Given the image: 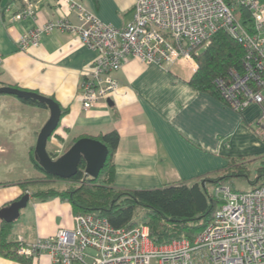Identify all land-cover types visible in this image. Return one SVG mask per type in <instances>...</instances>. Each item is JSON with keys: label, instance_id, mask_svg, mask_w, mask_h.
I'll list each match as a JSON object with an SVG mask.
<instances>
[{"label": "crops", "instance_id": "obj_1", "mask_svg": "<svg viewBox=\"0 0 264 264\" xmlns=\"http://www.w3.org/2000/svg\"><path fill=\"white\" fill-rule=\"evenodd\" d=\"M32 1L38 5L35 18L13 20L22 0H11L12 10L7 14L0 8V87L36 92L67 111L48 142L47 150L54 159L81 138L95 139L117 131L120 141L113 184L125 189H153L191 184L225 169L231 158L264 156V138L254 127L262 105L252 103L235 110L215 96L198 92L190 85L194 66L162 68L131 59L114 74L120 87L110 101L83 111L76 95L96 53L79 36L66 32L43 35L38 47L21 50L19 40L27 31L61 14L75 19L64 0ZM78 1L117 28L133 20L136 0ZM49 118L48 108L0 96V210L30 194L28 206L10 231L15 241L23 237L32 242L74 227L75 213L68 201L57 196L42 201L33 195L47 189V184L56 188L70 185L47 183L31 159ZM15 167L27 168V172L16 175ZM26 180L36 183L26 188L17 184ZM9 182L13 185L6 184ZM32 260V264H62L48 255ZM0 264L23 263L0 253Z\"/></svg>", "mask_w": 264, "mask_h": 264}, {"label": "built area", "instance_id": "obj_2", "mask_svg": "<svg viewBox=\"0 0 264 264\" xmlns=\"http://www.w3.org/2000/svg\"><path fill=\"white\" fill-rule=\"evenodd\" d=\"M64 1L75 19L61 14L48 20L24 33L19 46L21 50L38 47L43 35L66 32L79 36L96 53L76 95L83 111L107 104L120 87L114 74L131 59L162 68L194 66L196 73L195 57L214 35L225 31L246 49L245 71L242 75L232 71V82L220 79L217 86L235 110L262 105L254 127L264 138L261 0H136L133 20L122 29L104 22L78 0ZM22 2L14 21L36 17L37 3ZM242 9L251 13L252 24L244 23ZM11 10L8 6L5 13ZM215 194L222 203L194 240L156 244L146 225L115 228L107 218L88 213L75 214L74 227L62 228L53 236L32 242L19 237L17 253L27 258L48 255L62 264H264V185L247 192L223 186Z\"/></svg>", "mask_w": 264, "mask_h": 264}, {"label": "trees", "instance_id": "obj_3", "mask_svg": "<svg viewBox=\"0 0 264 264\" xmlns=\"http://www.w3.org/2000/svg\"><path fill=\"white\" fill-rule=\"evenodd\" d=\"M10 5L11 0L1 8L2 12L4 13ZM240 16L245 24H252L251 13L248 10L242 9ZM245 56L246 49L242 44L229 33L218 32L210 44L195 57L198 69L192 76L190 85L198 92L215 96L230 106V102L217 86V81L221 79L230 84L234 70L241 75L244 74ZM20 100L30 106L48 108L46 104L35 100ZM66 113L67 111L62 109V114ZM95 139L108 148L107 161L96 179L85 174L84 161L81 162L78 173L69 180L46 174L37 163L34 151L31 157L33 164L43 173L47 183L63 181L69 182L70 185L66 188H56L47 184V189L35 192L33 195L42 201L57 196L63 201H68L75 214L91 213L107 218L115 228L130 229L138 225H146L151 239L156 244H165L181 238L194 240L212 222L222 203L215 191L228 186L234 179L246 178L252 185L251 189L264 185V156H259L252 160L231 158L225 169L191 184L183 182L153 189L119 188L113 183L114 157L120 135L117 131H112L100 134ZM70 148L71 145L65 152ZM253 173L254 179H252ZM35 183L26 180L17 184L26 188ZM6 184L13 185L10 182ZM10 204L8 203L6 207ZM13 223L0 220V253L5 258L23 264H32V258L17 253L19 243L12 240L10 235Z\"/></svg>", "mask_w": 264, "mask_h": 264}, {"label": "water", "instance_id": "obj_4", "mask_svg": "<svg viewBox=\"0 0 264 264\" xmlns=\"http://www.w3.org/2000/svg\"><path fill=\"white\" fill-rule=\"evenodd\" d=\"M9 0H2L0 7L3 8ZM9 95L19 99L35 100L47 105L50 118L42 128L35 148V159L46 174L69 180L74 177L82 161L85 162V174L93 179L99 177L108 158V148L94 138H81L60 157L54 159L47 150L49 139L52 138L59 127L62 118V108L53 99L36 92L22 90L13 86L0 87V96ZM110 100H108L109 102ZM30 194H24L19 200L13 201L10 206L0 210V220L13 223L19 219L21 210L28 206Z\"/></svg>", "mask_w": 264, "mask_h": 264}, {"label": "rangeland", "instance_id": "obj_5", "mask_svg": "<svg viewBox=\"0 0 264 264\" xmlns=\"http://www.w3.org/2000/svg\"><path fill=\"white\" fill-rule=\"evenodd\" d=\"M27 168H23V167H15L13 168V170L15 172H17L16 175H22L24 174V172H27L26 170ZM1 174V172H0ZM254 173L252 175V179H254ZM16 177L11 176L10 179H15ZM63 181H58V183H61ZM67 183V182H66ZM69 184V182H68ZM228 186L235 192H247V191H251L252 189V185L250 184V182L246 179V178H236L234 179L232 182H230L228 184Z\"/></svg>", "mask_w": 264, "mask_h": 264}]
</instances>
